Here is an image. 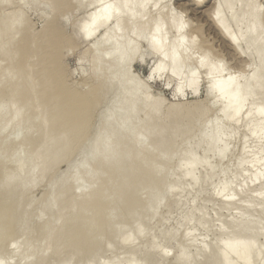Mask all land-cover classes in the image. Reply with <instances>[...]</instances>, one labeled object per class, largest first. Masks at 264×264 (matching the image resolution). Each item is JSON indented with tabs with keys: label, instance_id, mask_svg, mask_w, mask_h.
Returning a JSON list of instances; mask_svg holds the SVG:
<instances>
[{
	"label": "rangeland",
	"instance_id": "rangeland-1",
	"mask_svg": "<svg viewBox=\"0 0 264 264\" xmlns=\"http://www.w3.org/2000/svg\"><path fill=\"white\" fill-rule=\"evenodd\" d=\"M3 1H4V3H3ZM3 1L0 0V11L2 10L0 12V45L3 46V48L8 47V45L12 42L16 41L15 43H17L19 40H21V38L24 37L23 35L26 34L27 32L29 33V31L35 37V40L37 41L36 44L39 45V41H41V39L43 37V33H45V31L47 30L48 25H52V27H54L56 32H57V35L55 34L54 40H56V41L58 40L57 41L58 47L56 49V53H58L57 55L59 57V64L60 65L58 67L59 68L61 67L60 69L57 68L59 70V71L58 70L57 71L58 72H60V71L64 72V73L62 72V76L64 78V83L66 82L65 88L67 90L71 89V90H74L77 92L83 91V93H84V92L89 91L91 89L90 87H92L94 89L95 88L99 89L100 88L99 84H101L100 81H102L103 77L105 76L104 74L110 73L108 75H111V77H113L114 67L111 66V65H113V63H112L113 60L109 61L110 63H112L111 65L108 62L106 64L104 62V69L105 70L107 69L106 71L108 73L104 71V73L102 72L103 73V75H102L100 72L99 74H101V75L98 74V76L95 77L94 72H93L94 71L93 69L95 68L94 67L95 62H97L98 59L96 58L97 61H95V62L93 61L95 59L94 55L96 56V53H95V50L93 47L94 45L92 46V44L94 42H97V40H99V39H97V37L98 38L102 37L104 35V33L106 32V30L99 31V33H97L96 36L94 38H91V39H86L81 34V29H82L81 25L82 24L84 25L86 23L85 22L86 20L88 21L91 14L94 12V10L97 9L99 4H101V3H99V2H98V4L97 3H94V4L90 3V5H89L88 4L89 0H87V2H86V0H82L81 3L84 1L83 7L77 6V5H80L81 3L80 4H78V3L74 4L75 1L73 3L75 6L73 4L72 5L70 4L71 5V6L69 5L70 7H68V6L67 7H60V4L63 5L61 3L62 0L61 1L57 0V2H55L54 5H56V3H59V2L60 3L56 9V12H53L52 8L50 6L51 5L50 0H48V2H46L47 0H44L45 2L42 0H29V1L28 0H9L10 1L9 3H7L8 1L5 2L6 0H3ZM63 1H65V0H63ZM153 1H155V0H152L149 3V5H150L149 11H153V6H152V5H154ZM190 1L189 0H163V1H160V3H159L160 10H164L163 11L164 14H170L166 19L163 20V22L172 23L177 18L180 19L182 22L181 24L185 30L184 32L186 33V37H187L186 43H187V41H191V40L193 41L192 43L194 44L193 46L195 48L191 49V51L192 50L193 51L190 52L191 54H189V55H194V54L195 55L190 56V58L188 59L189 66L184 68L185 72L182 70L181 73H179L178 75L175 76V78L172 79L170 77L171 76V74H170L171 70H169L170 67L167 65L168 67L161 74H157V75L154 74L153 70L159 64V58L154 56V55H151V56L149 55L150 56L149 57L147 53H146L147 54L146 55L145 54V51L147 52L146 48L148 49V47H146V44H147L146 39H138L137 43H139V44L138 45L136 44L137 51H138L136 54L137 56L135 57L136 59L133 60V62L129 65L128 69L126 68L127 71L125 70L126 72H124L123 78L125 79V82H128V83H129V81H131V82L137 84L140 81L139 82V85H140V83L142 82V84L145 86L144 88L146 89L145 93H147V92L149 93L148 95L150 96L149 98H150L151 102H152V100L156 101L158 98H159L158 101L163 102V109L165 108L164 112L165 111L167 112V110H168V108H166V107H171L173 105H177V104H181V103H183V104L186 103L187 105L189 104V107H187L186 109L189 108V110H190V107H192L191 110H192L193 118L195 120L194 119L191 120L192 123H190V124H189V122H191V121H188V120L184 121L186 123H185L184 127L181 129L182 135L180 133H178L179 136L177 137V135H176L175 140L173 139L174 142L172 141L171 137L168 138V136H167V138L172 141L171 142L170 140H168L166 138L168 140L167 142H169V146L171 147V149L170 150L168 149V151H166V153H164V154H160V156H159L160 152L158 153V151H156V150H159L156 148L157 145L155 146L153 153L150 152L151 153L150 154L149 150H148L149 148H151L150 151L153 149V145L156 144V141H158V139H159L158 137H157L158 139L155 140V143H152L149 145L147 144V147H145V145H143L144 146L143 149H142V146H139V150L141 151V153L143 152V150L144 151L148 150V152H146V153L143 152L142 155L140 153L138 155L139 157L138 156L136 157V160H135V157L134 158L132 157L134 162L136 161L135 163H139L140 157H143L144 154L147 155L148 153H149V155H153V154H155V156L157 155L155 157L156 159L159 156L158 157L159 163H160V161H163L160 164L157 163V160L154 158V155H153V157H151V156H148V157L153 158L156 161L152 163V161H154V160L149 158L150 161L148 163V160H147L148 158L146 157V161H147V162L145 161L146 166L144 165L143 168H144V170L147 169L146 170L147 174H148V170H150L148 177L151 174L152 179L148 180V182L151 184H149L147 182V180H146V179H148V178H146L147 175H146L145 171L142 169H141L142 175L140 173H138L140 175L137 174V176L138 177L141 176L143 178L141 179L139 177V179L135 178L136 180L135 179H133V180L137 181V180L141 179V181H137L136 183L138 184V182H140L141 186H143V187L140 186V189H139L140 184H138V186L136 187L134 184L135 181H133V182L128 181V183L130 182L132 184H130L129 188L126 186L128 189L127 188H126L127 190L125 189V193H126V200L125 201H128V197H129V200L134 199L135 202L130 201V202H132L131 206L133 209L134 208L133 206L136 205V204L134 205V203H136L138 201L137 198L145 196V198H141L142 200L139 198V200H141V204L144 206L143 207L139 206L140 203H138L139 202L138 201L137 202L138 204L136 205V206H138L137 209L135 207V210H137L138 213L136 211H134V212L131 211V212H133V213H131V212H127V208L129 206H127L128 204L126 205L125 202L123 204L124 206H122V204L118 205L117 207H115L116 211H114V212L120 214L119 209L121 206L123 207V208L121 207V214H123V215H121L122 218H119V216L117 217V219L120 221L115 220V221H117L116 223H115V221H114V223H109V221H111V220H109L106 217L108 219L107 222H103L104 224H101V226L96 228L97 230L92 229V230L88 231V232H91V231L92 232H91V234L89 233L90 239L86 240V242L85 241H82V242L79 241L78 242L76 240L77 239L76 233L74 235L69 234L70 236L69 235L68 236L70 238L67 235H65L66 237H63L64 235H62V234H65L66 232H68V231H66V226H65L67 223L66 217L73 215L74 214L73 212H75V214H76L77 208H73L72 210H70L72 213L69 210H66V213L69 215L66 214V217H65V215L63 214L64 219L61 216L63 220H60V219H59L60 221L57 220L58 215H59L57 212L58 211L60 212V209H62V207H60L62 204L61 205L57 204L58 206L53 205L55 207V209L52 205H49L50 200H52V197H54L51 195V193L55 192L53 195L58 193V195H56V197H55V198H57L60 195L59 190H61L60 188H62L61 185L63 183V185H66V188L70 189L71 188L70 186H72L71 189L74 188L73 191L71 190V193L69 192L67 199L69 198L68 201H70V202H68L66 200L68 202V203L65 202L66 204H69L72 202L75 203L77 200H79V197H81V199H82V196L84 197L85 195H87V193L83 194V191L80 192L79 189H75V184L78 182V178H80V177H77V176L71 177L75 174H72V173L69 174V173L74 172V169L76 167H78V165H80L79 163H81V160L85 157L82 155V154H85L84 153L85 148H87L89 146V144H90V146L92 144L91 139L94 142V139L96 138V137L93 138L94 134L96 133L95 131L99 130L98 128H99V126H101L100 124H102L104 121L103 118H105V116L109 115V114L106 115V113L105 114H103V113L108 112V110H110L111 112H115V115H117L116 112H118V111H116L117 109H116V107H114L116 104L115 100H117L119 98V101H120L123 98L122 96H124L125 91L123 92V89L121 88V86L123 83H124L123 85H127L128 83L125 84V82H122L124 80L122 78H121V80H118V81L117 80L110 81L108 88L110 86L111 87L109 88V91H108V88L106 87V89H103L101 93H97V94H99L98 95L99 101H97V102H99V104L97 103L98 104V105L96 104L97 107H94V108H96L95 112H93L94 111V108H93L92 116H91L92 118L90 119V121H89L90 123L88 125L89 126L88 128H90V131L88 129L87 137L85 138V136H84L83 140H81V142L78 143L77 148H76L77 144L75 145V143L73 145L71 144V146L73 148L72 147L70 148L67 146L68 148H70L69 149L70 151L73 150L70 152L71 157H69V154H68V159L64 155V157L69 161H67L66 159L64 160V158H63V161H62V159H60L62 162L59 160V162L58 163L56 162V165H54L53 163L55 161L53 162L51 160L53 162L52 164L56 167L55 168L53 167L54 169L52 168L51 170L49 169V171L48 170L46 172L44 171L43 173L39 174L38 177H36L37 176L36 172H37L38 168L42 167L41 165L46 163V162L43 163V161L45 160V159H43V157L45 155L42 158H40V157H41V153L43 154V152H41L42 149H45L47 147L46 145L43 144V143H45L44 140L47 139V141H49L48 137L50 134V133H48V131L47 132L45 131V133H44V128L47 127V126L45 127V122L43 125V123L41 124L38 121L42 117L40 113L44 112V111H42L44 108L39 107L40 106L39 104L48 103V105H46V106H49V107L44 109L47 112L45 111L46 114L44 112L45 115L43 114L44 115L43 117H45L46 119L47 118L49 119V118L53 117L52 115L55 112L54 110L56 108V105L53 103H56V102L51 101V104H50L49 101L46 100V96L44 93V87L41 85L39 86V85L35 84V83H38L39 78L41 80L40 74H38V72L35 71V69H34L35 67L32 68L34 70L32 72H36V76L34 75L35 73L32 74V75H34L35 79H33L34 77L32 76L33 78H31V80L33 79V83L32 82L31 83H32V85L35 84L36 87L33 86V87H35L34 89L32 88L33 93L31 92L28 95L31 99V102H30L31 106H30V110H29L30 112H28V114H29L28 117H30L29 118L30 122H28V124L26 125V127L24 129L25 131L23 130L22 134L23 135L25 134V135L20 136L21 133L19 134L18 132H16V130L13 129L12 126H11L12 129L9 126L10 129H8V128L5 129L4 130L5 132H3L5 134L3 135V133H2L3 136L0 137L1 138V140H0V157H3L5 155L3 159L0 158L1 160H3L2 162H0V178L4 179L5 176L3 177L2 175L6 172L7 174L9 173L8 175L5 174L6 177L9 176L12 179V180L8 179L9 177H7L6 178L7 181H9L12 184L9 185L10 183H8V182L6 184V181H5V184L3 185L2 189H1V191L2 192L4 191V193H2L0 191V193H2V194H0V206L3 203L2 201L7 202L10 205L9 212L6 213L5 219L2 217L4 220V221L1 220L3 222V224H2V222H0V227H3L5 224H7L4 227L8 228V229H6L7 231L9 230L8 232L5 230L6 234L0 233L1 234V236H0L1 237L0 238V244H1L0 245V264H36V262H38L37 264H192V263L193 264H224L222 262H224L225 257L223 255V252L220 253V250L218 249L220 243H222L224 239L230 240L229 238H232V239H233V237L238 238V235L240 234V232L237 233L238 230H236V229L237 228L240 229L242 226L241 225L242 222H243V224H245L246 221H247V223L249 221H251L250 224L252 225V228H253L254 224H257L258 227H260L259 232H258L256 225L254 228L255 231L253 229L249 228V226L244 225L246 228L248 227L250 230H253L252 232H256V234L253 233L255 236H253L252 234L250 235L251 239L256 238L255 239L256 241L254 243L255 253L253 251V253L251 255V257H252L254 254V257H252L249 264H264V261H263L264 260V214H263L264 213V207H263L264 206L263 205L264 204V198L262 200V197H261L262 193L264 195V147H263V145H264V132L260 131V130H264V120L260 119L262 117L259 116V118H257L258 116L254 115L253 117H255L256 120L260 119V120H258V122L255 121V118H251L252 121L251 120L250 121L245 120V121H247V122H245L244 119H242L241 123L240 122L237 123L238 125H236V124L230 125L229 123L227 125L226 123L230 122V121L227 119L228 118L227 114L223 111H220L221 110V104H220L219 100L217 99V96L216 95L210 96L212 86L215 83L221 81L222 79H224L228 76H232L234 80L246 81V78L252 74L253 68H255L256 64L259 63V58H258L259 54H257L258 53L257 51L254 54V52H252L253 51L252 48H251V50L247 49V48L250 45L256 46L257 43H254V41L256 39L255 36H257V35L251 34L252 29H250L251 27H248V29H250L248 31L249 32L248 35L251 34V36H248L250 38L246 37L247 33L244 29L247 27V25L244 24V22L242 21V19L245 16V14H244L245 12L243 10V9H245L244 8L245 5H243L244 7H241L240 5H242V3L239 2V4L237 5L238 8L236 7V9H235V11H237L239 9L236 14L241 18V21H242V23L239 22V24H238V23L234 22L236 17L239 19L238 16H235L236 15L235 11H232L226 17H224V14L222 11H219L217 13L218 14L217 16L214 13H212L213 12L212 8H214V5H215L214 0H208V1L205 0L206 2L203 0V2L198 4L200 6H197L193 2L190 3ZM229 1L232 3L235 0H229ZM108 2H109V0H107V3ZM134 2H136V0H134ZM241 2H244V0H242ZM245 3H243V4H245ZM258 3L261 5V7H263L262 8V15L264 17V0H258ZM72 6L73 7L77 6L76 7L77 11L74 10L75 8H73ZM168 6L170 9L168 8ZM171 7H172V9H171ZM78 8L79 9L81 8L80 11H78ZM157 10H158V8H157ZM168 10H170V12ZM46 11H48V12H46ZM66 12H67L66 15H68V16L65 17ZM159 12H161V11H159ZM238 12H240V13H238ZM48 13L50 15H48ZM10 14H11V16H14L13 19H15L16 23L17 24L19 23V26H16V24H14V26H16L15 27L16 29L19 30V27L23 25L22 27H20L19 31L14 29L15 31L13 30V32L12 31H9V33L4 32L7 30L6 29L7 27H4V26H6L4 23L7 21L6 19H8L10 17ZM58 16H61V19L58 18ZM218 16L219 17L223 16L225 18L226 24L230 25V27H231L230 29L233 31L232 33H234L237 36V38L239 39L240 42L234 44L228 40V33L226 31L222 30V28H220L218 26V23H217L218 22L217 21ZM62 18H64L65 20H63ZM169 18H170V21H169ZM262 19L264 21V18H262ZM247 20H249V19H246V21ZM246 21H245V23H246ZM23 22H25V24H23ZM240 23L243 24V26L245 25L246 27L244 28L242 26V28H240V26H241ZM250 23H249V26H250ZM247 24H248V21H247ZM263 25H264V23H263ZM239 28L242 30H240ZM238 29L240 30V32ZM151 31H152L151 28L149 30H143L141 32V34L146 36L147 33L149 34ZM260 31L262 32V30H260ZM18 32H20V34ZM261 32H259V34L258 33L257 34H258V38L261 37V39L263 40L264 36L260 35ZM263 33H264V29H263V32L261 34H263ZM14 35H15V37H13ZM175 37L178 38V35L176 34V36L175 35L170 36V39L168 41L169 44H171V43H173V41H175ZM252 37H254V39H251ZM194 38H195V40H194ZM9 39L10 40L12 39L13 41H9ZM93 39H94V42H93ZM95 39H96V41H95ZM100 39H102V38H100ZM252 40H254V41L252 42ZM260 42L261 41L259 40V43ZM188 43H190V42H188ZM89 44H91V45H89ZM262 44H264V41ZM139 45H141V46H139ZM106 46H107V44L105 46H101V48L99 46L98 47L101 49V52H102V50H104L106 48ZM36 47H37V45H34V48H36ZM98 47H96V48H98ZM138 47H139V50H138ZM34 48H33V46H31V48L28 50V53L30 54V52L33 49L34 52H32V53L35 54L36 49L34 50ZM99 48L96 49L98 51V53H100ZM169 48H170V46L166 47L167 50H169ZM194 50H195V52H194ZM1 51H2V49L0 50V64H3L4 62L1 63L3 60L1 58ZM142 51L144 52L143 54H145L146 56L144 55L145 57H143L141 59L140 57H141ZM193 52H194V54H193ZM179 53H180V51H179ZM204 55H205L206 61H205L204 57H202ZM138 56H140V57H138ZM179 57H181V55L178 54L176 56V60L179 59ZM91 58H93L92 61H91ZM99 59H101V58H99ZM140 60H143V61L141 62ZM199 62L203 63L204 67L202 69H200V71L198 70L197 76H198L199 89H198V92L194 95L191 93V91L189 89L186 88V84H184V82L187 78V75L191 74L190 70L192 68L198 69L197 64ZM98 63H99V61H98ZM216 64L221 65L223 67L224 71H221V72L217 71V72H213L212 74H209L208 70L211 69V67L217 66ZM3 65L6 66L5 63ZM107 65H110L109 66L110 71H109L108 67H105ZM4 66H3V68H4ZM36 66H37V64H36ZM0 67H1V65H0ZM37 68H38V69H36L37 71L41 70L40 66H37ZM188 68H189V71H188ZM90 69H92V70H90ZM129 69H131V70H129ZM128 71H131V73L129 74ZM187 71H188V73H187ZM99 76H100V78H99ZM105 77H107V76H105ZM98 78L100 79V81L98 80ZM133 78L134 79L136 78V79L134 80ZM260 79H262V77H260V75H259L253 81V85H255ZM95 85H97V86H95ZM179 85H183V87H184V90L181 94L177 90ZM142 86H140V87H142ZM112 88L116 89L117 91L112 89ZM87 89H89V90H87ZM96 89L95 90L92 89V90L97 92L98 90L96 91ZM110 89H112V90H110ZM118 89L120 91L119 92L120 94L119 93L117 94ZM259 91H260L259 89L254 88V94L255 95L251 99H249L248 102L246 103V105L242 111V116L247 115V113L250 110L255 109L257 106L261 107L263 105L262 107H264V104H262V103H264V101H263L264 93L261 91L259 92ZM122 92H123V94H122ZM80 93H82V92H80ZM138 93L141 94V95L138 94V96H140V97L145 95L144 91H140ZM261 93H262V95H260ZM117 95H119V97ZM257 97L260 98L259 101H258ZM2 98L5 99L7 97L4 95V97H2ZM255 98H257V100H255ZM113 102H115V103H113ZM118 102H117L116 106H118ZM257 102H258V104L260 103L261 106L256 104ZM195 104H196V107H195ZM191 105H193L194 107ZM197 105H198V108H197ZM37 106L39 108H35ZM201 106H203V108L204 107L205 108L203 109V108H201ZM52 107H54L53 108L54 110L52 109ZM41 108H42V110H41ZM47 109H49V110H47ZM193 109H194V112H193ZM36 110H38V111H36ZM202 110L203 111L206 110V111L203 112ZM51 111L53 113H50ZM197 111H198V113H200L199 115H197L198 114ZM111 112H109V113H111ZM143 114L144 113L139 114V111L134 113L132 115V117L134 119L133 121L139 120L140 118L143 119L144 118ZM201 114H203V115H201ZM139 116H140V118H139ZM8 117H5V119L7 118L6 120H8ZM45 118H42V119H44V121H46ZM166 118L167 117L165 116V119ZM48 119L46 121L47 122L46 125L50 126V124H51V126H52V123H49L50 121L48 122ZM34 120L36 121V123ZM5 121L2 120V122H5ZM249 122H251V123L253 122L256 126L253 123H252V126H250L251 123H249ZM246 123L248 124L247 127H246ZM259 123H260V125H257ZM187 124H188V126H187ZM222 124L224 126H227V127L223 126V129H222V127H221ZM232 125H233V127H232ZM234 125H236V126H234ZM213 126L215 127L214 130H212ZM228 126H230V127H228ZM250 127H254V130H252L253 128L251 129V131H252L251 134H250L251 131L248 130V129H250ZM36 128H37V131H36ZM96 128H97V130H96ZM224 128L225 129L228 128V130L227 129L225 130ZM261 128H263V129H261ZM6 130H8V131L6 132ZM30 130H33V131L31 132ZM46 130H47V128H46ZM181 130L179 132H181ZM257 131H260V132H257ZM169 132H171V131H169ZM169 132L168 133L166 132V135H169ZM183 132H185V133H183ZM212 132H214V133H212ZM253 132H255V133H253ZM15 133L17 135H19V139L15 140V138H18L17 135H15ZM46 133H48L46 136L47 138L44 136ZM55 133L57 134V132H55ZM171 133H173V132H171ZM31 135H33V138ZM95 135L97 136V134H95ZM172 135H175V134L173 133ZM211 135L215 136V140H214V142L209 143L211 141ZM36 136L40 137V138H37ZM27 137H29L33 141V143L34 142H36V143H34V144L30 143L32 141L29 139L30 141H28V144L26 145V147H24V149H21L22 142L28 140ZM44 138H46V139H44ZM172 138H174V136H172ZM34 139H35V141H34ZM40 139H41V141H40ZM88 141L89 142L91 141V142L89 143ZM186 142H188L189 144ZM158 143L160 145V141H158ZM41 144H43L45 147H43V145L41 146ZM45 144H48V143H45ZM187 144L191 147H188ZM254 144H255V146H254ZM159 145H158V147L160 148ZM184 145H186V147ZM226 145H227V149L225 151L224 148L226 147ZM40 146H41V149H40ZM140 147H141V149H140ZM27 148H29V150H27ZM56 148L58 149V146H56ZM221 148L224 149V152L222 154H221V152L223 151V149L221 150ZM20 149L22 150V152H20L21 151ZM38 149H40V150H38ZM53 149H55V148H53ZM57 149H55V150H57ZM45 150H48V149H45ZM45 150H43L44 153L46 152ZM69 150L67 149V151H69ZM174 150H176V151H174ZM2 151L4 154L2 153ZM36 151L38 153H36ZM39 151L41 153H39ZM178 151H180L182 153H178ZM184 151H186V152H184ZM86 152H87V149H86ZM183 152L185 153L184 155H183ZM48 153H50V152H48ZM38 154H40V156H38ZM168 154H169V156H167ZM1 155H3V156H1ZM34 155L36 158L34 157ZM46 155H47V153H46ZM165 155L167 157L164 159ZM66 156H67V153H66ZM192 157L193 158L197 157L202 161L204 160V162H206V160H207V162L210 161L208 164H206L207 163L206 162V163H202L203 165L201 164V166H198V168L195 172L196 178L185 176V171H184V168H185L184 165L187 163V161H191ZM206 157H208V158L205 159ZM26 158H27V160H26ZM37 158H39V159H37ZM245 158H247V159L245 160ZM46 159H47V157H46ZM241 159L242 160L244 159V160L241 161ZM40 160L43 164H41ZM128 160L133 163L131 158H129ZM128 160H126V162L124 161V163H126V164L130 163V162H128ZM112 161H113V159L111 160V162ZM48 162H49V160H48ZM111 162L108 164L110 165ZM150 162L152 163V165L154 163L155 164L157 163L156 165L158 167L155 166L157 169L156 171L153 170V169H155V167H153L154 165L152 166L150 164ZM147 163H148V165L150 164L149 167L152 166L153 168L147 167L148 166ZM230 163H232V164H230ZM6 164L9 166V167L8 166L6 167V168H8V170L10 169L9 171L5 168ZM158 164L160 165V167ZM161 164L164 166H162ZM37 165H39V166L35 168V166H37ZM182 165H183V167H182ZM221 165H222V167H221ZM228 165L230 168L228 167ZM212 166H214L213 169H212ZM161 168L164 170L162 172H158V173L164 174V172H165V174L162 177L163 180H165V181H163L161 178L162 174L159 175L157 173V171L162 170ZM3 169H5V170H3ZM159 169H161V170H159ZM143 171H144L145 175H143ZM153 171H155L157 173L156 174L157 176L154 175L155 172H153ZM86 172H87V170H85V173L83 172L79 176H81L83 174L86 175ZM150 172H152V173H150ZM20 173H22V174H20ZM211 173H212V175H208ZM33 174L35 175V177ZM14 175H15V177H14ZM69 175H70V177H69ZM101 175H102V177H100V176L97 177V181H98V179H101L103 181L105 179H107V177H106L107 175H105V174L104 175L101 174ZM158 175L160 176V179H159ZM32 176L34 178H32ZM65 176L68 178H65ZM103 176H105V178H103ZM84 177L85 176L83 175L82 178H84ZM256 177H258L259 180H256ZM50 178L52 181L50 180ZM63 178H65V180L66 179L67 180L65 181ZM58 179L59 180L62 179V182L60 181V184H59ZM70 179H72L73 181ZM211 179H213V180H211ZM32 180H33V182H32ZM63 180H64V182H63ZM144 180H146L147 183ZM151 180L153 181V183H156V184H152V182H150ZM166 180H168V181H166ZM103 181H98L97 184L95 182V185H97V186H102V185L105 186L106 185L105 187H107L108 184H107L106 180H105L106 182L104 181V183H106L105 185L103 183H100L98 185L99 182H103ZM159 181H162V182H159ZM141 182L142 183L144 182L143 185ZM56 183H57V186L55 185ZM158 183L159 184L161 183V184L157 185ZM73 184H74V186H73ZM223 184H224V186H227L226 190H224L225 187H223ZM95 185L93 184V187H95L96 190H98ZM146 185L148 187L145 188L144 186H146ZM156 185H157V187H159V189L162 188L163 190H165V192H163V190H162L163 193L160 191L162 193L160 196V199H159V197L157 198V196H159L160 194H159V192H157L158 188L155 189ZM162 185H164V186H162ZM67 186H69V187H67ZM103 186L101 188H103ZM52 187H53V189H52ZM221 187H223L224 191L222 190ZM4 188H5V190H4ZM91 188H90V190H91ZM98 188H99V190L101 189L100 187H98ZM144 188H145V190H144ZM169 189H170V191H169ZM57 190H58V192H57ZM91 191L94 192V189L92 188ZM144 191L145 192L151 191V192L147 193L149 197L147 196V194H145ZM219 191H221V193ZM79 192H80V194H79ZM139 192L140 193L143 192L142 193L143 196ZM44 193H45V196H44ZM129 193L130 194L132 193L131 196ZM4 194L6 196H4ZM127 194H128V197H127ZM137 194H140V195L136 196ZM154 194H156L157 196L156 195L154 196ZM108 195L113 196V194H111V193H109ZM69 196L75 197L76 200L74 201L73 199H71L73 197H69ZM147 198H149V199H147ZM155 198H156V200H155ZM173 198H174V201H173ZM244 198L247 200H245ZM252 198H253V200H252ZM144 199L148 200L149 203H147V201H144V202H146V203H144L143 202ZM37 200H39L40 202L39 201L37 202ZM47 200H49V201H47ZM153 200H155V202H153ZM244 201H246V202H244ZM241 202H244V203H241ZM252 202H254V203H252ZM249 204H250V206H249ZM253 204H254V206H251ZM257 204L259 207L257 206ZM166 206H168V207H166ZM63 207H64V205H63ZM249 207H251V208H249ZM256 207H258V209ZM74 209H76V211ZM122 210H124L123 211L124 213L122 212ZM243 212H244V214H243ZM246 212L248 214L250 213L251 215L250 214L249 215L251 217ZM127 213H129V214H127ZM124 214H127V215H124ZM133 214L135 215V217H133L134 216ZM241 214H242V216H241ZM128 215H129V217H128ZM138 215L140 216V218L137 217ZM259 217H261V218H259ZM39 218H41V219H39ZM156 219H158V220H156ZM237 220H239V221H237ZM252 220H253V222H252ZM244 221H245V223H244ZM8 222H9V224H8ZM80 222L83 223V221H80ZM240 222H241V224H240ZM20 223H21V225H20ZM45 223H46V225H45ZM107 223H108V225H107ZM49 224L51 226L53 225L52 226L53 229L51 228V226L48 228ZM238 224H240V225L238 226ZM102 226H103V228H101ZM119 226H121V227H119ZM236 226H237V228H236ZM246 228H244V229L242 228V229L245 231ZM233 229H235V230H233ZM1 230L4 231V229L0 228V231ZM52 230H53V232H52ZM250 230L248 232H251ZM41 231H42V233H41ZM76 231L78 232V230H76ZM246 231H247V229H246ZM248 232L247 233L241 232L240 236L243 235L241 237V239L243 237L246 238L247 237L246 234H248ZM44 233H46V234H44ZM78 233H79L78 234V236H79L81 234V232H78ZM117 233H119V235ZM235 233H237L238 235H235ZM7 234H9L10 236ZM36 234H37V236H36ZM42 234H43V237H45V240H44V238H42V236H41ZM66 234H68V233H66ZM124 234H126L128 236H125ZM244 234H245V236H244ZM99 235H101V236H99ZM228 235H230V236H228ZM39 236H41V237H39ZM46 236H47V239H49V240L46 239ZM74 236L76 239L74 238ZM93 237H98V238H93ZM116 237H118V238H116ZM120 237L123 240H125L127 237L128 238L127 240H130V241H125L126 243H124V241ZM124 237H125V239H124ZM129 237L130 238L132 237V238L129 239ZM112 238H114V239H112ZM248 238H250V237H247V239ZM28 239H30V240H28ZM39 239H41V240H39ZM66 239L67 240L70 239L73 242L72 243L73 245L71 244V241H69V240L67 243ZM92 239H96V240L93 242ZM241 239L238 238V240H241ZM247 239H245V240H247ZM59 240H60V243H59ZM243 240H244V238H243ZM64 241L66 243H64ZM38 242H40V244ZM43 242H44V244H42ZM62 242H63V244L61 247L60 244ZM37 243H38V245H37ZM77 243H78V245L81 244V246L80 245L78 246ZM86 243H87V245H86ZM74 244H76V246ZM88 244L89 245L92 244V246H89ZM58 245H60V246H58ZM255 245H257L258 249H260L259 251L263 250V252L261 251L262 254L259 251H256ZM92 248H93V251H92ZM210 249H211V251H210ZM90 251H92V252H90ZM184 252L187 254V260H185V258H184V257H186V254H184ZM256 252L260 256V258L256 254ZM183 254H184V256H183ZM255 254H256V256H255ZM182 257L184 258V260H182ZM218 257H220V258H218ZM233 259H234V261L232 262V264H246L240 259H238V260H237V258H233ZM218 260L220 261V263L218 262ZM181 261H182V263H181Z\"/></svg>",
	"mask_w": 264,
	"mask_h": 264
},
{
	"label": "bare ground",
	"instance_id": "bare-ground-1",
	"mask_svg": "<svg viewBox=\"0 0 264 264\" xmlns=\"http://www.w3.org/2000/svg\"><path fill=\"white\" fill-rule=\"evenodd\" d=\"M3 1V0H2ZM8 1V2H7ZM29 1V0H28ZM44 1V0H42ZM51 1V8H52V11L53 12H56V9L57 7L59 6V3H56L57 0H50ZM61 1V0H60ZM63 1V0H62ZM61 3L63 5L60 4V7H70L74 1L78 4L81 3L82 0H65ZM152 0H136V2H134V0H109V2L107 3V0H89L88 1V4L90 5V3H101L99 4V6L97 7L96 10H94V12L91 14V16L89 17L88 21L86 20L84 23V25L82 24V29H81V34L84 38L86 39H91V38H94L96 36L97 33H99V31L101 30H106V32L104 33V35L100 38L97 37V42H94V39H93V43L92 46L94 47V50H95V53H96V56L94 55L95 59L93 60V58H91V61L93 60L94 62L97 61L96 58L98 59L97 62H95V68L93 69L94 71V75L95 77L98 76V74L101 72V74L103 75L104 71L107 72L105 69H104V62L105 64L108 62L110 63L109 61L110 60H113V65H111L112 63H110L111 66L114 67V71H113V77H111V75H108V74H104L105 76L107 77H103L102 81H100V76L98 78V80L101 82V84H99L100 88L99 89H96L97 92L93 91L95 90L94 88L90 87L89 91L87 92H84L83 91H74V90H67L65 88V83H64V78L62 76V72L63 71H60L58 72L59 70L57 68H59L58 66L60 65L59 64V57H58V53H56V49L58 47V40H54V37H55V34L57 35V32L55 30L54 27H52V25H48L47 27V30L45 31V33H43V37L41 39V41H39V45L36 44V40H35V37L33 36V34L29 31V33L27 32L26 34H24L23 38H21V40H19L17 43L15 42H12L8 45V47L6 48H3V46L0 45V48L2 49L1 51V58L3 59L1 63H5L6 66H4L3 64H0L1 67H0V137L3 136L5 133L4 130L5 129H10L11 126L13 127L14 130H16V132H18L20 134V136H22L23 134V130L25 129L26 125L28 124V122H30L29 118L28 117V112H30V102H31V99L30 97L28 96L31 92L33 93L32 91V88L34 89L36 87V85H41L44 87V93H45V96H46V100L49 101V103L51 104V101H55L56 103H53L56 105V108L55 110L53 109L54 107H52V109L55 111L54 113L51 111L50 113H53V117L52 118H47L48 119V122L49 123H52V126L50 124V126L46 125V121L47 119L45 117H43L45 114H46V110H44L45 108L49 107V106H46L48 105V103H43V104H39L40 106L39 107H42L44 108L42 111H46L45 114L44 112L40 113L41 114V118L38 120L39 123H43L44 125V122H45V127L47 128H44V133L45 131L49 134V141H47V134L46 133L44 136L46 138V140H44L45 143H48V144H45L43 143L44 145H46L47 147L45 149H48V150H45V149H42L41 152H43V154L39 151V153H41V157H43V159H45L43 161L46 162V163H42L41 160V165L42 167L38 168L37 170V176H39V174L43 173L44 171L46 172L47 170L49 171V169L51 170L53 167L55 168L56 166V162L58 163L60 159H62L63 161V158L64 160L66 159L65 157H67L68 159V154H69V157L70 156V152L73 151V150H69L72 146L71 144L73 145L75 143L76 145V148L78 146V143L81 142V140H83L84 136L85 138L87 137V132H88V129L90 131V128H88L89 126V121L90 119L92 118V111H93V108L94 107H97L96 104L99 102L98 98H99V94L97 93H101L103 89H106V87L108 88L109 86V83L110 81H114V80H121L124 79L123 78V75H124V72H126V68L128 69L129 65L133 62V60H135L136 58V54H137V47H136V44L138 45L139 43H137L138 39H146V47H148V49L146 48L147 52L145 51V54L147 53L148 56L150 55H154L156 57L159 58V64L157 65V67L153 70L154 71V74H161L163 71L166 70V68L169 66L171 70V78H175L176 75H178L179 73L182 72V70L184 71V68L188 67L189 66V61L188 59L190 58V56H194V52L193 54L194 55H189L191 54L190 52L191 49L195 48L193 45V41H187L186 43V33L184 32V27L182 26V22L180 19H176L175 21H173L172 23H169V22H163L164 19H166L170 14H164L163 11L164 10H160L159 8V3L160 1H163V0H155L153 1L154 5L153 6V11H149L150 10V5L149 3L151 2ZM190 1V0H189ZM205 1V0H204ZM208 1V0H207ZM215 1V5H214V8H212L213 12L216 16L218 15L217 13L219 11H222L223 14H224V17L228 16L229 13H231L232 11H235L236 7L238 8V4L239 2L242 3V5H240L241 7H244L243 5H245V9L244 10V18L242 19V21L244 22V24L247 25V27L242 23L241 21V18L236 14L237 11H235V16H238L239 17V21L235 18L234 22L235 23H240V28H242V26L245 28H243L246 33H247V38H250L248 36H251V34L253 35H257L255 36L256 39L258 38V34L259 32H261L260 30H262L263 32V29H264V21L262 18L263 15H262V8L261 5L258 3V0H244V2H241L242 0H235L234 2H230L229 0H214ZM5 2L9 3L10 1L9 0H6ZM45 2V1H44ZM48 2V0L46 1ZM87 2V0H86ZM104 2V3H103ZM193 2L195 3L197 6H200L198 5L199 3L203 2V0H191L190 3ZM206 2V1H205ZM246 2V3H245ZM4 3V1H3ZM2 3V4H3ZM245 3V4H243ZM71 4V5H70ZM73 4V5H74ZM169 4V3H168ZM48 5V4H47ZM70 5V6H69ZM84 5V1L80 4V5H77V6H82L83 7ZM92 5V4H91ZM195 5V6H196ZM75 6V5H74ZM76 6V7H77ZM96 6V5H95ZM56 7V8H55ZM73 7V6H72ZM71 7V8H72ZM76 7H73L75 8L74 10L77 11ZM50 8V7H49ZM50 8V9H51ZM55 8V9H54ZM158 8V10H157ZM169 8V6H168ZM41 9V8H40ZM49 9V10H50ZM81 9V8H80ZM80 9L78 8V11H80ZM170 9V8H169ZM172 9V7H171ZM22 10V9H21ZM2 11V10H1ZM0 11V12H1ZM161 11V12H159ZM170 12V10H168ZM173 11V10H172ZM48 12V11H46ZM70 12V11H69ZM68 12V13H69ZM221 13V12H220ZM240 13V12H238ZM4 14V13H3ZM67 12L65 13V17L68 16L66 15ZM48 15H50L48 13ZM59 15V14H58ZM64 15V14H63ZM9 17V16H8ZM14 16H11L10 14V17L8 19H6L7 21L4 23L6 26L4 27H7L6 31L4 32H8L9 31H12L14 29H16L15 27L16 26H19V23L17 24L15 19H13ZM53 17V16H52ZM64 17V16H63ZM223 16L222 17H219L218 16V26L220 28H222V30L226 31L228 33V40L232 43H238L240 42L239 39L237 38V36L232 33L233 31L230 29V25H227L226 24V21H225V18ZM24 18V17H23ZM58 18L61 19V16H58ZM88 18V17H87ZM173 18V17H172ZM63 20H65L64 18H62ZM246 19H249L247 20L248 21V24H247V21ZM232 20V19H231ZM4 21V20H3ZM24 21V20H23ZM84 21V20H83ZM169 21H170V18H169ZM228 21V20H227ZM238 21V22H237ZM246 21V23H245ZM251 22V23H250ZM229 23V22H228ZM249 23H250V26H249ZM14 24H16V26H14ZM23 24H25V22H23ZM28 24V23H27ZM22 25V24H21ZM23 26V25H22ZM20 26V27H22ZM237 26V25H236ZM20 27H19V30H20ZM248 27H251L250 29H252L250 32L251 34H249V30ZM3 28V27H2ZM152 29V31L146 36L142 35L141 32L143 30H149V29ZM237 28V27H236ZM235 28V29H236ZM239 28V29H240ZM5 29V28H4ZM35 29V28H34ZM238 29V30H239ZM247 29V30H246ZM17 31H19L18 29H16ZM29 30V29H28ZM242 30V29H240ZM239 30V32H240ZM15 31V30H14ZM11 32V33H12ZM37 32V31H36ZM237 32V31H236ZM261 32V33H262ZM20 34V32H18ZM22 33V32H21ZM258 33V34H257ZM260 35H263L264 36V33ZM74 34V33H73ZM176 34L178 35V38L175 37V41H173V43L169 44V39H170V36L172 35H175ZM37 35V34H36ZM143 36V37H142ZM15 37V35L13 36ZM12 37V38H13ZM17 37V36H16ZM260 37V36H259ZM263 38V37H262ZM20 39V38H19ZM78 39V38H77ZM251 39H254V37H252ZM250 39V40H251ZM255 39L252 40V42L254 41V43H257L256 46L255 45H250L248 46L247 49H250L252 48V52H255L257 51L259 54V63L256 64L255 68H253V72L252 74L246 78V81H238V80H234L232 76H228L224 79H222L221 81L215 83L212 88H211V94L210 96L212 95H216L217 96V99L219 100L220 104H221V110L220 111H223L227 114L228 116V120L230 122H227L226 124L228 125V123L231 125V124H236L238 125L237 123H241L242 119L247 120V121H250L251 118H255L253 117L254 115H257L256 117L260 118V119H263L264 120V107H262L260 105V103L258 104V102L256 104L260 105L261 107H257L255 109H252L250 110L247 115L245 116H242V111L246 105V103L248 102L249 99H251L255 94H254V88L255 89H259L261 92L264 93V44L263 41L264 39L262 40L261 37L258 38L257 40ZM195 40V38H194ZM248 40V39H247ZM259 40L261 41L259 43ZM8 41V40H7ZM9 41H13L12 39ZM96 41V39H95ZM2 42V41H1ZM140 42V41H139ZM190 42V43H188ZM249 42V41H248ZM106 46V48L104 50H102L101 52V46ZM169 44V45H168ZM248 44V43H247ZM252 44V43H251ZM3 45V44H2ZM34 45H37L36 48H34ZM91 45V44H89ZM148 45V46H147ZM249 45V44H248ZM31 46H33L34 50H35V54H33L32 51L30 52V54L28 53V50L31 48ZM100 48H99V47ZM141 46V45H139ZM169 50L166 49V47H169ZM254 48H253V47ZM92 47V48H93ZM99 48V52L96 50ZM90 48V47H89ZM91 48V49H92ZM0 49V50H1ZM87 49V48H86ZM103 49V48H102ZM77 50V49H76ZM138 50H139V47H138ZM180 51V53H179ZM248 51V50H247ZM44 53V54H43ZM71 53V52H70ZM144 52L142 51V54ZM33 54V55H32ZM87 54V53H86ZM141 54V59L143 57H145L146 55ZM181 55V57H179V59L176 60V56L177 55ZM199 54V53H198ZM66 55V54H65ZM85 55V54H84ZM145 55V56H144ZM149 56V57H150ZM204 57L205 59V55L202 56ZM36 58V59H35ZM101 58V59H99ZM39 59V60H38ZM108 60V61H107ZM145 60V59H144ZM138 61V60H137ZM141 62L143 60H140ZM206 61V59H205ZM40 66L41 70L40 71H37L36 69L37 66ZM91 64V63H90ZM94 64V63H93ZM97 64V65H96ZM110 65H107L105 67H108V69L110 68L109 66ZM168 65V66H167ZM217 65V64H216ZM4 66V68H3ZM35 67V68H34ZM204 67V64L199 62L197 64V68L198 69H194L192 68L190 71H191V74L187 75V78L184 82V84H186V88L189 89L191 91L192 94H196L198 92V89H199V83H198V70L200 71V69H202ZM32 68L35 69L36 72H38V74H40V77H41V80L39 78L38 80V83H35L32 85L33 83V79H35L34 75L36 76V72H32L34 71ZM61 68V67H60ZM59 68V69H60ZM194 69V70H193ZM58 70V71H57ZM92 70V69H90ZM126 70V71H125ZM131 70V69H129ZM110 71V69H109ZM188 71H189V68H188ZM187 71V73H188ZM221 72V71H224L223 67L221 65H217V66H214V67H211V69L208 70V73L209 74H212L213 72ZM40 72V73H39ZM103 72V73H102ZM129 74L131 73V71H128ZM185 72V71H184ZM35 73V74H34ZM64 73V72H63ZM34 74V75H32ZM93 74V73H92ZM99 74V75H101ZM112 74V73H111ZM64 75V74H63ZM260 75V77H262V79H260L255 85H253V81ZM34 78H33V77ZM189 76V77H188ZM94 77V76H93ZM31 78H33L31 80ZM97 79V78H96ZM134 79V78H133ZM136 79V78H135ZM134 79V80H135ZM139 79V78H138ZM36 81V80H35ZM34 81V82H35ZM97 81V80H96ZM32 82V83H31ZM37 82V81H36ZM120 82V81H119ZM122 82H125V79L122 81ZM137 82V81H136ZM140 82V81H139ZM139 82L137 84L129 81L128 82H125V84L127 85H123L121 86V88L123 89V92L125 93L124 96H122L123 98L119 101V98L117 100H115L116 104L118 102V106H115L116 107V112L117 115H115V112H111L110 110H108V112H104L103 114L106 113L109 114L107 116H105V118H103V123L100 124L101 126H99V130H96L95 131L97 134V136L94 134V142L93 140L91 139L92 141V144L90 146L85 148V151L84 153L85 154H82L83 156H85L82 160H81V163H79L80 165H78V167H76L74 169V172H70L69 174H75L71 177H80L78 178V182L75 184V189H79L80 192L83 191V194H86L84 197L82 196V199L81 197H79V200H77L75 203L72 202V203H69V204H66L65 202H67L69 200V198L67 199L68 197V194L69 192L71 193V190L73 191L72 186H69L71 187L70 189L69 188H66V185H61L62 188H60L61 190H59V196L57 198L56 195H53L54 193L52 192L51 195L54 196L52 197V200H50V203L49 205H57V204H62L60 207H62V209H60V212L58 211L57 213L59 214L58 215V219L57 220H63L64 219V216L63 214L65 215L66 217V210H72L73 208H77V213L75 214V212H73L74 214L73 215H70V216H67V223H66V234H62L64 235L63 237H66L65 235H74L75 233L77 234V239L74 238L79 242V241H85L90 239V235L89 233L91 234V232H88L90 230H97L96 228H98L99 226H101V224H104L103 222H107V220H111L109 221V223H114L115 220H118L117 217L119 216V218H122L121 215V207L124 206V202L126 203L127 206H129L127 208V212H131V211H136L135 210V207L137 209L138 206H136L138 203H140L139 206H144L141 204V198H145V196L142 195V193H140L143 197H138V203H134L135 206H133L134 208L132 209V202L130 201H134L135 200H129V197H128V194H127V197H128V201H125L126 200V193H125V189L129 186L130 184L132 183H128V181H135L137 179H139V177L142 179L143 177L141 176H137L138 173H140L142 175V170H144V165L146 166V157L148 158V163L150 161V159L154 160L153 158H150L148 156H151L153 157L154 155V158L157 156H155V154L153 155H149L150 152L153 153L154 151V148L155 146L157 145V149L159 150H156L158 151L159 153V156L160 154H164L166 153V151H168V149L170 150L171 147L169 146V142H167L169 137H171L172 141L174 142L175 140V137L177 135V137L179 136L178 133H180L182 135V128L184 127L185 123L184 121L188 120V121H191L193 120V114H192V110L190 107V110L189 108L186 109L187 107H189V104L187 105L186 103H181V104H177V105H173L171 107H166L168 108L167 112L165 111L164 112V109H163V102L162 101H158V99L156 101H153L152 102L150 101V96L148 95L149 93H145L146 92V89L144 88L145 86L142 84V82L140 83L139 85ZM97 83V82H96ZM143 86H142V85ZM35 86V87H33ZM97 86V85H95ZM142 86V87H140ZM87 87V86H86ZM111 87V86H110ZM109 87V88H110ZM109 88H108V91H109ZM118 88V87H117ZM120 88V89H121ZM76 89V88H75ZM93 89V90H92ZM114 89V88H112ZM110 89V90H112ZM141 89V90H140ZM145 89V90H144ZM71 90V91H70ZM77 90V89H76ZM116 90V89H114ZM178 92L181 94L184 90V87L183 85H179L178 88H177ZM93 91V92H92ZM107 91V92H108ZM117 91V90H116ZM140 91H144V96H138V92ZM259 91V92H260ZM82 92V93H80ZM119 89H118V92L117 94L119 93ZM122 92V94H123ZM120 94V93H119ZM148 96H147V95ZM4 95L7 97V98H2L4 97ZM141 95V94H139ZM262 95V93L260 94ZM119 97V95H117ZM116 96V97H117ZM264 96V95H263ZM262 96V97H263ZM34 97V96H33ZM115 97V98H116ZM139 97V98H138ZM101 98V97H100ZM258 98V101H259V97ZM257 98H255V100H257ZM262 100V99H261ZM263 101H264V98H263ZM113 102V103H115ZM97 104V105H98ZM186 104V105H185ZM264 104V103H262ZM54 105V106H55ZM200 105V104H199ZM46 106V107H45ZM193 106V105H191ZM38 106L35 107V108H39ZM165 107V106H164ZM194 107V106H193ZM195 107H196V104H195ZM197 108H198V105H197ZM201 108H203V106H201ZM205 108V107H204ZM203 108V109H204ZM108 109V108H107ZM185 109V110H184ZM39 110V109H38ZM36 110V111H38ZM49 110V109H47ZM96 108H94V111L95 112ZM197 110V109H196ZM200 110V109H199ZM40 111V110H39ZM106 111V110H105ZM115 111V110H114ZM139 111V114L141 113H144V118L141 119L140 116H139V120H135L133 121V117L132 115L136 112ZM201 111V110H200ZM203 111V110H202ZM206 111V110H205ZM203 111V112H205ZM111 112V113H109ZM141 112V113H140ZM193 112H194V109H193ZM202 112V113H203ZM38 113V112H37ZM198 113V111H197ZM39 114V113H38ZM44 114V115H43ZM94 114V113H93ZM200 113H198L197 115H199ZM7 115V116H6ZM196 115V114H195ZM203 115V114H201ZM9 116V117H8ZM37 116V115H36ZM165 116L167 117L165 119ZM5 117H8V120L5 119ZM192 117V118H191ZM39 118V117H38ZM42 118H45L46 121H44V119ZM6 121H5V120ZM32 119V118H31ZM260 119H257L255 118V121L258 122V120ZM5 121V122H2ZM195 120V119H194ZM32 121V120H31ZM35 121V120H34ZM245 121V122H247ZM252 121V120H251ZM254 122V121H253ZM252 122V123H253ZM260 122V121H259ZM36 123V121H35ZM38 123V122H37ZM38 123V124H39ZM192 123L189 122V124ZM251 123V122H249ZM252 123L250 124V126H252ZM225 124V123H224ZM254 124V123H253ZM37 125V124H36ZM234 125V126H236ZM255 125V124H254ZM253 125V126H254ZM257 125H260L257 124ZM263 125V124H262ZM10 126V128H9ZM188 126V124H187ZM192 126V125H191ZM223 124H222V129H223ZM248 126V124L246 123V127ZM256 126V125H255ZM32 127V126H31ZM38 127V126H37ZM40 127V126H39ZM224 127H227V126H224ZM230 127V126H228ZM233 127V125H232ZM231 127V128H232ZM188 128V127H187ZM242 128V127H241ZM253 128V129H252ZM259 128V127H258ZM257 128V129H258ZM12 129V128H11ZM29 129V128H28ZM215 127L213 126L212 130H214ZM225 129V128H224ZM228 130V128H226ZM225 129V130H226ZM254 130V127H250V130L251 131ZM263 129V128H261ZM13 130V131H14ZM181 130V132H179ZM208 130V129H207ZM235 130V129H234ZM8 130H6L7 132ZM25 131V130H24ZM31 132L33 130H30ZM36 131H37V128H36ZM43 131V130H42ZM173 132L175 135H172ZM189 131V130H188ZM211 131V130H210ZM256 131V130H255ZM260 131H263L264 130H260ZM260 131H257V132H260ZM41 132V131H40ZM57 132V134L55 133ZM59 132V133H58ZM98 132V133H97ZM166 132L168 133L169 132V135H166ZM233 132V131H232ZM3 133V135H2ZM90 133V132H89ZM171 133V134H170ZM185 133V132H183ZM214 133V132H212ZM252 133V131L250 132V134ZM255 133V132H253ZM14 134V133H13ZM33 134V133H32ZM39 134V133H38ZM15 135H17L15 133ZM25 135V134H24ZM23 135V136H24ZM27 135V134H26ZM174 136V138H172V136ZM253 135V134H252ZM32 138H33V135H31ZM57 136V137H56ZM168 136V138H167ZM18 138H15L16 139H19V135H17ZM35 137V136H34ZM37 137V136H36ZM156 137V138H155ZM159 139H158V138ZM191 137V136H190ZM21 138V137H20ZM37 138H40V137H37ZM168 140H167V139ZM23 139V138H22ZM28 140L26 141H23L22 142V146H21V149H24V147H26V145L28 144V141H30L31 139L29 137H27ZM30 139V140H29ZM158 139V141H160V145L158 143V141H156V144L153 145V149L150 151L151 148H147L149 150V153L147 155H143V157H140L139 159V163H135L134 160L132 159V157L134 158L135 157V160H136V157L141 153V151L139 150V146H142V149H143V145H145V147H147V144H152V143H155V140ZM174 139V140H173ZM191 139V138H190ZM1 140V138H0ZM154 142H153V141ZM215 140V136H212L211 135V141L209 143H212L214 142ZM251 140V139H250ZM257 140V139H256ZM32 141V140H31ZM35 141V139H34ZM39 141V140H38ZM41 141V139H40ZM47 141V142H46ZM90 141V142H91ZM171 141V140H170ZM171 141V142H172ZM258 141V140H257ZM89 142V141H88ZM89 142V143H90ZM167 142V143H166ZM11 143V142H10ZM30 143H33L30 142ZM36 143V142H34ZM33 143V144H34ZM158 143V144H157ZM188 143V142H186ZM252 143V142H251ZM254 143V142H253ZM41 144V146L43 145ZM70 144V145H69ZM189 144V143H188ZM187 144V145H188ZM246 144V143H245ZM259 144V143H258ZM8 145V144H7ZM31 145V144H30ZM43 145V147H45ZM49 145V146H48ZM158 145L160 146V148L158 147ZM229 145V144H228ZM249 145V144H248ZM9 146V145H8ZM29 146V145H28ZM41 146H40V149H41ZM56 146H58V149L56 148ZM70 148H68V147ZM186 147V145H184ZM247 146V145H246ZM255 146V144H254ZM4 147V146H3ZM23 147V148H22ZM42 147V148H43ZM75 147V146H74ZM151 147V146H150ZM173 147V146H172ZM188 147H191L188 145ZM264 147V145H263ZM30 148V147H29ZM29 148H27V150H29ZM57 150H55V149ZM73 148V147H72ZM224 148V147H223ZM221 148V150L223 149ZM257 148V147H256ZM8 149V148H7ZM20 149V150H21ZM38 149V150H40ZM67 149L69 151H67ZM86 149H87V152H86ZM141 149V147H140ZM186 149V148H185ZM184 149V150H185ZM225 151L227 149V145L226 147L224 148ZM224 149L223 151L221 152V154L224 152ZM37 150V151H38ZM45 150L46 152L44 153ZM51 150V151H50ZM147 151H144V153L148 152ZM180 150V149H179ZM245 150V149H244ZM5 151V150H4ZM26 151V150H25ZM36 151V153H38ZM155 151V152H156ZM176 151V150H174ZM173 151V152H174ZM22 152V150L20 151ZM50 152V153H48ZM143 152L141 153V155L143 154ZM154 152V153H155ZM186 152V151H184ZM183 152V155L185 154ZM188 152V151H187ZM3 153V151H2ZM47 153V155H46ZM66 153H67V156H66ZM157 153V152H156ZM178 153H182L180 151H178ZM4 154V153H3ZM27 154V153H26ZM151 154V153H150ZM171 154V153H170ZM18 155V154H17ZM20 155V154H19ZM22 155V154H21ZM65 155V157H64ZM3 156V155H1ZM5 156V155H4ZM3 157H0L1 159L4 158ZM27 156V155H26ZM38 156H40V154H38ZM158 156V157H159ZM169 156V154L167 155ZM165 155L164 159L167 157ZM21 157V156H20ZM35 157V155H34ZM47 157V159H46ZM139 157V156H138ZM158 157H157V163L158 162ZM162 157V156H161ZM198 157V156H197ZM193 158L192 157V160L191 161H187V163L184 165L185 168H184V171H185V176L187 177H192V178H196V175H195V172L198 168V166H201L202 163H206L204 162V160H200L199 158ZM36 158V157H35ZM34 158V159H35ZM131 158V160L133 161V163L131 161H129L128 159ZM150 158V159H149ZM208 157H206L205 159H207ZM0 159V160H1ZM9 159V158H8ZM17 159V158H16ZM39 159V158H37ZM66 159V160H67ZM113 159V161L111 162V160ZM145 159V160H144ZM247 158H245L246 160ZM27 160V158H26ZM36 160V159H35ZM49 160V162H48ZM54 162H52V161ZM126 160H128V164L124 163V161L126 162ZM151 160V161H152ZM156 160L152 161L155 162ZM244 160V159H243ZM241 159V161H243ZM3 160H1L0 162H2ZM37 161V160H36ZM61 161V160H60ZM61 161V162H62ZM69 161V160H67ZM111 164L109 165L108 163ZM146 161V162H145ZM248 161V160H247ZM163 161H160V163H162ZM177 162V161H176ZM210 162V161H209ZM209 162H207L206 164H208ZM36 163V162H35ZM54 165H53V164ZM147 163V165H148ZM152 163L150 162V164L152 165ZM156 163V164H157ZM159 163V164H160ZM221 163V162H220ZM40 164V163H39ZM149 164V165H150ZM155 163L152 165L153 167L157 166ZM158 164V165H159ZM217 164V163H216ZM232 164V163H230ZM229 164V165H230ZM247 164V163H246ZM149 165L147 167H149ZM162 165V164H161ZM203 165V164H202ZM211 165V164H210ZM213 165V164H212ZM226 165V164H225ZM228 165V167H229ZM5 166V165H4ZM8 165L6 164L5 168L7 167ZM24 166V165H23ZM22 166V167H23ZM39 165L35 166L38 167ZM152 166H150L149 168H153ZM164 166V165H162ZM169 166V165H168ZM206 166V165H205ZM204 166V167H205ZM215 166V165H214ZM214 166H212V169L214 168ZM219 166V165H218ZM232 166V165H231ZM9 167V166H8ZM158 167V166H157ZM160 167V165H159ZM166 167V166H165ZM183 167V165H182ZM210 167V166H209ZM222 167V165H221ZM3 168V167H2ZM21 168V167H20ZM53 168V169H54ZM72 168V167H71ZM148 168V169H149ZM175 168V167H174ZM211 168V167H210ZM209 168V169H210ZM230 168V167H229ZM8 170V168H6ZM14 169V168H13ZM34 169V168H33ZM142 169V170H141ZM162 169V168H161ZM159 169V170H161ZM182 169V168H181ZM211 169V170H212ZM223 169V168H222ZM5 170V169H3ZM2 170V171H3ZM10 170V169H9ZM8 170V171H9ZM85 170H87L86 172V175L83 174L85 177H83V175L79 176L80 174H82L83 172L85 173ZM147 170V169H146ZM146 170L145 173H146ZM153 170H157L156 167L155 169ZM164 169H162L161 171H157L158 172H162ZM167 170V169H166ZM165 170V171H166ZM170 170V169H169ZM143 171V175H145ZM149 171L148 170V174H149ZM153 171V172H155ZM214 171V170H213ZM5 172V171H4ZM25 172V171H24ZM35 172V171H34ZM183 172V171H182ZM224 172V171H223ZM238 172V171H237ZM152 173V172H150ZM156 172L154 173V175L157 174ZM167 173V172H166ZM7 174L6 172L2 175L4 177V179H1L0 178V191L3 187V185L5 184V181H6V184L7 182L10 183L9 181H7ZM9 174V173H8ZM7 174V175H8ZM22 174V173H20ZM24 174V173H23ZM30 174V173H29ZM101 174H105L107 175V179H105L107 181V184L108 186L105 187L106 183H104L103 180L101 179H98V181H103V182H99L98 185L100 183H103L105 186H103V188H101L102 186H97L95 185V182L97 181V177H102ZM138 174V175H140ZM148 174L146 173L148 180L152 179L151 177V174H150V178L148 177ZM159 174V173H158ZM162 176L161 178L163 177L164 174L161 173ZM159 174V175H161ZM216 174V173H215ZM218 174V173H217ZM34 175V174H33ZM68 175V174H67ZM158 175V176H159ZM208 175H212L211 174H208ZM227 175V174H226ZM23 176V175H22ZM137 176V177H136ZM153 176V175H152ZM157 176V175H156ZM195 176V177H194ZM15 177V175H14ZM35 177V175H34ZM32 176V178H34ZM70 177V175H69ZM209 177V176H208ZM222 177V176H221ZM65 178H68L65 176ZM65 178H63L65 180ZM82 178V179H81ZM103 178H105V176H103ZM102 178V179H103ZM155 178V177H154ZM8 179H11L10 177ZM36 179V178H35ZM74 179V178H73ZM135 179V180H133ZM140 180H137V181H141ZM159 179H160V176H159ZM186 179V178H185ZM12 180V179H11ZM15 180V179H14ZM21 180V179H20ZM34 180V179H33ZM32 180V182H33ZM51 180V178H50ZM59 180V179H58ZM63 180V182H64ZM67 180V179H66ZM65 180V181H66ZM72 180V179H70ZM69 180V181H70ZM146 180H144L146 182ZM156 180V179H155ZM163 180V178H162ZM177 180V179H176ZM195 180V179H194ZM213 180V179H211ZM234 180V179H233ZM256 180H259L258 177H256ZM49 181V180H48ZM52 181V180H51ZM60 181L62 182V179L59 180V184H60ZM68 181V182H69ZM73 181V180H72ZM75 181V180H74ZM97 181V182H98ZM105 181V182H106ZM137 181H135V186L137 187L138 184H140V182H138V184L136 183ZM165 181V180H163ZM168 181V180H166ZM189 181V180H188ZM224 181V180H223ZM13 182V181H12ZM58 182V181H57ZM71 182V181H70ZM96 182V184H97ZM146 182V183H147ZM150 182H152V184H156V183H153V181L151 180ZM159 182H162V181H159ZM74 183V182H73ZM142 183V182H141ZM144 183V182H143ZM142 183V185H143ZM145 183V184H146ZM149 183V182H148ZM164 183V182H163ZM171 183V182H170ZM12 183H10L9 185H11ZM21 184V183H20ZM71 184V183H70ZM93 184L97 187L98 190H96L95 187H93ZM110 184V185H109ZM133 184V185H134ZM137 184V185H136ZM151 184V183H149ZM161 184V183H160ZM159 183L157 185H160ZM166 184V183H165ZM193 184V183H192ZM2 185V186H1ZM57 186V183L55 184ZM148 185V184H147ZM144 186L145 188L148 187V186ZM157 185L155 186V189H159V187H157ZM173 185V184H172ZM222 185V184H221ZM67 186V187H69ZM74 186V184H73ZM127 186V187H126ZM140 186L141 184L139 185V189H140ZM164 186V185H162ZM161 186V187H162ZM197 186V185H196ZM7 187V186H6ZM12 187V186H11ZM94 189V192L91 191L92 188ZM100 187L101 189L99 190ZM143 187V186H141ZM174 187V186H173ZM223 187H225L224 190H226L227 186H224L223 184ZM223 187L222 190H223ZM232 187V186H231ZM230 187V188H231ZM58 188V187H57ZM91 188V190H90ZM127 188V189H128ZM144 188V190H145ZM53 189V187H52ZM126 189V190H127ZM143 189V188H142ZM148 189V188H147ZM152 189V188H151ZM157 189V192H159V196H157L156 194H154V196L156 195L157 198L159 197L160 199V196L163 192H165V190H163L162 188H160L159 190ZM166 189V188H165ZM5 190V188H4ZM96 190V191H95ZM149 190V189H148ZM163 190V192H162ZM179 190V189H178ZM223 190V191H224ZM235 190V189H234ZM14 191V190H13ZM56 191V190H55ZM91 191V192H90ZM162 193H161V192ZM170 191V189H169ZM217 191V190H216ZM2 192V191H1ZM47 192V191H46ZM45 192V193H46ZM58 192V190H57ZM79 192V194H80ZM129 192V191H128ZM145 192V191H144ZM151 191H146L145 194L149 193ZM221 193V191H219ZM226 192V191H225ZM224 192V193H225ZM4 193V191L2 192ZM0 193V194H2ZM6 193V192H5ZM16 193V192H15ZM45 193H44V196H45ZM109 193L113 194L112 195H108ZM138 193V192H137ZM219 193V194H220ZM235 193V192H234ZM78 194V195H79ZM82 194V193H81ZM130 194V193H129ZM132 194V193H131ZM130 194V196H131ZM136 194V193H135ZM140 194H137L136 196H139ZM177 194V193H176ZM229 194V193H228ZM150 195V194H149ZM4 196H6L4 194ZM42 196V195H41ZM75 196V195H74ZM133 196V195H132ZM135 196V197H136ZM148 196V194H147ZM146 196V197H147ZM247 196V195H246ZM250 196V195H249ZM248 196V197H249ZM263 193H262V200H263ZM21 197V196H20ZM32 197V196H31ZM69 197H73V196H69ZM149 197V196H148ZM218 197V196H217ZM25 198V197H24ZM41 198V197H40ZM51 198V197H50ZM54 198V199H53ZM132 198V197H131ZM139 198L141 200H139ZM230 198V197H229ZM26 199V198H25ZM34 199V198H33ZM73 199L74 201L76 200L75 197L71 198ZM78 199V198H77ZM149 199V198H147ZM151 199V198H150ZM165 199V198H164ZM182 199V198H181ZM245 199V198H244ZM5 200V199H4ZM7 200V199H6ZM67 200V201H66ZM156 200V198H155ZM155 200H153V202H155ZM247 200V199H245ZM253 200V198H252ZM39 200H37L38 202ZM49 201V200H47ZM144 201H147L146 199L143 200ZM151 201V200H150ZM173 201H174V198H173ZM231 201V200H230ZM2 205L0 206V222H2L1 220H3V218L5 219V215L7 212H9V208H10V205L7 203V202H4L2 201ZM19 202V201H18ZM36 202V201H35ZM40 202V201H39ZM70 202V201H68ZM67 202V203H68ZM142 202V203H143ZM157 202V201H156ZM170 202V201H169ZM246 202V201H244ZM244 202H241V203H244ZM249 202V201H248ZM251 202V201H250ZM255 202V201H254ZM252 202V203H254ZM263 202V201H262ZM261 202V203H262ZM146 203V202H144ZM143 203V204H144ZM151 203V202H150ZM165 203V202H164ZM203 203V202H202ZM225 203V202H224ZM251 203V204H252ZM260 203V202H259ZM44 204V203H43ZM122 204V206L120 207V214L119 213H116L114 211H116L115 207H117L118 205ZM158 204V203H157ZM171 204V203H170ZM174 204V203H173ZM219 204V203H218ZM64 205V207H63ZM163 205V204H162ZM227 205V204H226ZM264 205V204H263ZM58 206V205H57ZM146 206V205H145ZM158 206V205H157ZM219 206V205H218ZM250 206V204H249ZM251 206H254L251 205ZM256 206V205H255ZM258 206V204H257ZM54 207V206H53ZM59 207V208H60ZM149 207V206H148ZM168 207V206H166ZM225 207V206H224ZM259 207V206H258ZM258 207H256L258 209ZM264 207V206H263ZM64 208V209H63ZM66 208V209H65ZM123 208V207H122ZM125 208V207H124ZM251 208V207H249ZM55 209V207H54ZM118 209V208H117ZM221 209V208H220ZM244 209V208H243ZM262 209V208H261ZM63 210V211H62ZM76 211V209H74ZM168 210V209H167ZM255 210V209H254ZM62 211V212H61ZM124 210H122L123 212ZM220 211V210H219ZM250 211V210H249ZM253 211V210H252ZM22 212V211H21ZM71 212V211H70ZM118 212V211H117ZM131 212V213H133ZM140 212V211H139ZM152 212V211H151ZM160 212V211H159ZM72 213V212H71ZM124 213V212H123ZM138 213V212H137ZM247 213V212H246ZM245 213V214H246ZM40 214V213H39ZM129 214V213H127ZM127 214H124V215H127ZM159 214V213H158ZM244 214V212H243ZM248 214V213H247ZM250 214V213H249ZM248 214V215H249ZM264 214V213H263ZM44 215V214H43ZM69 215V214H67ZM132 215V214H131ZM134 215V214H133ZM251 215V214H250ZM249 215V216H250ZM261 215V214H260ZM26 216V215H25ZM29 216V215H28ZM63 219H62V217ZM160 216V215H159ZM242 216V214H241ZM245 216V215H244ZM243 216V217H244ZM3 217V218H2ZM57 217V216H56ZM108 219H107V218ZM124 217V216H123ZM129 217V215H128ZM135 217V215L133 216ZM137 217L140 218V216L138 215ZM142 217V216H141ZM158 217V216H157ZM251 217V216H250ZM2 218V219H1ZM44 218V217H43ZM111 218V219H110ZM126 218V217H125ZM234 218V217H233ZM249 218V217H248ZM261 218V217H259ZM41 219V218H39ZM131 219V218H130ZM155 219V218H154ZM164 219V218H163ZM59 220V221H60ZM66 220V219H65ZM158 220V219H156ZM241 220V219H240ZM4 221V220H3ZM6 221V220H5ZM8 221V220H7ZM80 221H83L80 222ZM120 221V220H118ZM132 221V220H131ZM136 221V220H135ZM144 221V220H143ZM161 221V220H160ZM239 221V220H237ZM242 221V220H241ZM246 221V220H245ZM244 221V223H245ZM52 222V221H51ZM54 222V221H53ZM57 222V221H56ZM117 221H115L116 223ZM251 221H249L248 223L250 224ZM253 222V220H252ZM262 222V221H261ZM5 223V222H4ZM81 223V224H80ZM247 223V221H246ZM240 224L242 225L240 229L237 228L236 226V230H238L237 233L241 232L242 233H247L251 228L255 231V225H256V228L258 229V232H259V228L257 224H254L253 228H252V225L250 226L248 223L247 224ZM3 224V222H2ZM1 224V225H2ZM9 224V222H8ZM119 224V223H118ZM227 224V223H226ZM232 224V223H231ZM238 224V226L240 225ZM253 224V223H252ZM7 225V224H5ZM4 225V226H5ZM19 225V224H18ZM21 225V223H20ZM46 225V223H45ZM108 225V223H107ZM112 225V224H111ZM120 225V224H119ZM249 226V228L245 227V226ZM0 227L2 229H4V231H0L1 234H6L5 230L8 229L6 227ZM11 226V225H10ZM27 226V225H26ZM25 226V227H26ZM51 225L49 224L48 225V228L50 227ZM53 226V225H52ZM51 226V228L53 229V227ZM81 226V227H80ZM234 226V225H233ZM80 227V228H79ZM121 227V226H119ZM150 227V226H149ZM231 227V226H230ZM235 227V226H234ZM103 228V226L101 227ZM115 228V227H114ZM244 228L245 231L243 230ZM105 229V228H104ZM116 229V228H115ZM118 229V228H117ZM143 229V228H142ZM228 229V228H227ZM249 229V230H248ZM256 229V230H257ZM38 230V229H37ZM45 230V229H44ZM43 230V231H44ZM51 230V229H50ZM65 230V229H64ZM78 230V232H81V236L79 237L78 236V232L76 231ZM99 230V229H98ZM106 230V229H105ZM134 230V229H133ZM235 230V229H233ZM253 230H250L251 232H248L247 237H250L247 239V237H243L241 239V237L243 236H240V234L238 235L237 233H235V235H238V238H240L241 240H238V238L236 237H233L232 238H229L230 240H227V239H224L222 243H220L218 249L220 250V253L223 252V255L225 257L224 259V264H232V262L234 261L233 258H237L242 260L244 263L246 264H249L252 257H254V254L253 256L251 257L253 251L255 253V247H254V243H255V239H251V234L253 236H255L254 234H256V232H252ZM7 231V230H6ZM9 231V230H8ZM7 231V232H8ZM108 231V230H107ZM115 231V230H114ZM143 231V230H142ZM244 231V232H243ZM34 232V231H33ZM49 232V231H48ZM53 232V230H52ZM132 232V231H131ZM232 232V231H231ZM236 232V231H235ZM42 233V231H41ZM50 233V232H49ZM73 233V234H72ZM94 233V232H93ZM254 233V234H253ZM0 234V236H1ZM46 234V233H44ZM97 234V233H96ZM101 234V233H100ZM105 234V233H104ZM113 234V233H112ZM111 234V235H112ZM119 235V233H117ZM153 234V233H152ZM258 234V233H257ZM9 235V234H7ZM12 235V234H11ZM40 235V234H39ZM69 235V236H70ZM125 236H128L126 234H124ZM133 235V234H132ZM173 235V234H172ZM234 235V234H233ZM262 235V234H261ZM10 236V235H9ZM29 236V235H28ZM37 236V234H36ZM42 238H44L45 240V237H43V234L41 235ZM39 236V237H41ZM54 236V235H53ZM68 236V237H69ZM95 236V235H94ZM101 236V235H99ZM103 236V235H102ZM123 236V235H122ZM130 236V235H129ZM230 236V235H228ZM245 236V234H244ZM60 237V236H59ZM112 237V236H111ZM257 237V236H256ZM1 238V237H0ZM10 238V237H9ZM13 238V237H12ZM29 238V237H28ZM50 238V237H49ZM70 238V237H69ZM73 238V237H72ZM93 238H98V237H93ZM105 238V237H104ZM103 238V239H104ZM118 238V237H116ZM121 238V237H120ZM132 238V237H131ZM129 237V239H131ZM253 238V237H252ZM258 238V237H257ZM38 239V238H37ZM46 239H47V236H46ZM79 239V240H78ZM114 239V238H112ZM122 239V238H121ZM125 239V237H124ZM128 238L126 237L124 241V243H126L125 241H130V240H127ZM154 239V238H153ZM247 239V240H245ZM2 240V239H1ZM11 240V239H10ZM30 240V239H28ZM41 240V239H39ZM43 240V241H44ZM49 240V239H47ZM69 241H71L70 239H68ZM68 240L66 239V242L68 243ZM93 242L96 240V239H92ZM99 240V239H98ZM27 241V240H26ZM91 241V240H90ZM101 241V240H100ZM45 242V241H44ZM44 242L42 244H44ZM48 242V241H47ZM64 241V243H66ZM122 242V241H121ZM40 244V242H38ZM37 243V245H38ZM59 243H60V240H59ZM73 242L71 241V244ZM76 243V242H75ZM32 244V243H31ZM48 244V243H47ZM62 244L63 242L60 244L61 247H62ZM101 244V243H100ZM1 245V244H0ZM33 245V244H32ZM58 245V246H60ZM73 245V244H72ZM76 246V244H74ZM78 245V243H77ZM81 246V244H79ZM78 245V246H79ZM83 245V244H82ZM87 245V243H86ZM89 245V244H88ZM94 245V244H93ZM215 245V244H214ZM43 246V245H42ZM45 246V245H44ZM57 246V245H56ZM71 246V245H70ZM89 246H92L89 245ZM256 246V251H259L260 249H258L257 245ZM60 247V248H61ZM72 247V246H71ZM84 247V246H83ZM86 247V246H85ZM215 247V246H214ZM213 247V248H214ZM35 248V247H34ZM212 248V249H213ZM30 249V248H29ZM37 249V248H36ZM42 249V248H41ZM73 249V248H72ZM75 249V248H74ZM43 250V249H42ZM79 250V249H78ZM215 250V249H214ZM38 251V250H37ZM92 251H93V248H92ZM90 251V252H92ZM207 251V250H206ZM211 251V249H210ZM263 252V250H261ZM261 251H259L261 253ZM42 252V251H41ZM83 252V251H82ZM258 252V253H259ZM44 253V252H43ZM77 253V252H76ZM79 253V252H78ZM207 253V252H206ZM184 254H186L184 252ZM183 254V256H184ZM257 254V252H256ZM255 254V256H256ZM262 254V253H261ZM260 254V255H261ZM190 255V254H189ZM220 255V254H219ZM258 255V254H257ZM222 256V255H221ZM259 256V255H258ZM185 260H187V254H186V257H184ZM184 258L182 257V260H184ZM220 258V257H218ZM260 258V256H259ZM180 260V259H179ZM178 260V261H179ZM190 260V259H189ZM221 260V259H220ZM223 260V259H222ZM216 261V260H215ZM264 261V260H263ZM262 261V262H263ZM214 262V261H213ZM218 262L220 263V261L218 260ZM4 263V262H3ZM6 263V262H5ZM38 262H36L37 264ZM137 263V262H136ZM182 263V261H181ZM204 263V262H203ZM212 263V262H211ZM193 264V263H192Z\"/></svg>",
	"mask_w": 264,
	"mask_h": 264
}]
</instances>
